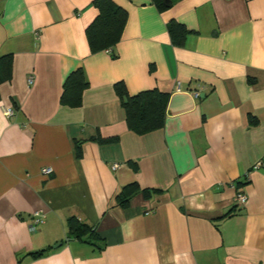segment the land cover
Segmentation results:
<instances>
[{"label":"crops","instance_id":"crops-1","mask_svg":"<svg viewBox=\"0 0 264 264\" xmlns=\"http://www.w3.org/2000/svg\"><path fill=\"white\" fill-rule=\"evenodd\" d=\"M113 1L127 11L121 38L91 52V0H0V55L12 53L0 84V264H264V0L164 10ZM171 19L190 31L180 45ZM78 67L89 82L82 103L62 105ZM118 81L130 95L169 93L160 129L127 128ZM131 182L161 192L121 207ZM69 216L94 225L104 247L67 239Z\"/></svg>","mask_w":264,"mask_h":264},{"label":"trees","instance_id":"trees-1","mask_svg":"<svg viewBox=\"0 0 264 264\" xmlns=\"http://www.w3.org/2000/svg\"><path fill=\"white\" fill-rule=\"evenodd\" d=\"M172 4L178 0H171ZM151 3L158 9L164 10L168 6L164 0H151ZM91 4L97 8L98 13L93 21L86 27V37L91 52L108 50L111 52L116 43L120 40L127 20V11L116 4L113 0H91ZM167 30L172 44L180 45L186 35L190 32L182 23L171 19L167 24ZM115 56V54H112ZM12 76V53L0 55V84L11 79ZM89 86V82L81 67L72 70L62 84L60 103L69 107H78L82 103V93ZM114 90L119 98L120 105L125 112L127 128L136 134H146L160 129L164 124L166 105L169 93L160 91L157 88L142 90L130 95L122 81L114 83ZM252 124L256 123L254 117ZM98 143L115 142L118 137L103 138L99 134L90 137ZM77 155H80L79 146ZM133 170L137 169L135 161H128ZM246 179V178H245ZM244 179L237 180L236 186L246 183ZM157 188H141L137 182L124 185L116 196V203L126 207L130 199L137 193H142L145 198L159 194ZM66 238L77 239L90 244L101 250L104 247L103 238L99 235L94 225L78 219L76 216H69L66 219ZM34 257L41 255L42 251L30 253Z\"/></svg>","mask_w":264,"mask_h":264},{"label":"built area","instance_id":"built-area-1","mask_svg":"<svg viewBox=\"0 0 264 264\" xmlns=\"http://www.w3.org/2000/svg\"><path fill=\"white\" fill-rule=\"evenodd\" d=\"M28 81L29 82H32V77H29ZM179 89H180V83L177 82V84H176V90H179ZM194 95L197 97L199 95V93L197 91H194ZM13 111L14 110H13L12 107H3L2 108V112L6 116L12 115L13 114ZM117 167H118L117 164H114L113 165V168H117ZM51 172H52V169L50 167H43L42 168V173L43 174H50ZM236 198H237V201H238L239 205L240 204H243L245 202V200H246V196H245V194L243 192H238ZM42 219H43V217H42V215H41L40 212H38V211L34 212L33 213V217H32V221H31V224L29 226L30 230L33 231L35 229V226L38 223L42 222Z\"/></svg>","mask_w":264,"mask_h":264},{"label":"water","instance_id":"water-1","mask_svg":"<svg viewBox=\"0 0 264 264\" xmlns=\"http://www.w3.org/2000/svg\"><path fill=\"white\" fill-rule=\"evenodd\" d=\"M164 3H165L168 7H170V6L172 5V1H171V0H164ZM57 245H60V243H58V244H56V245H54V246H57Z\"/></svg>","mask_w":264,"mask_h":264}]
</instances>
